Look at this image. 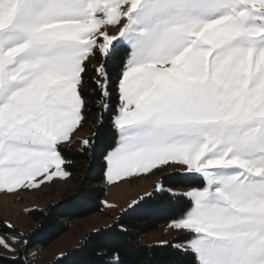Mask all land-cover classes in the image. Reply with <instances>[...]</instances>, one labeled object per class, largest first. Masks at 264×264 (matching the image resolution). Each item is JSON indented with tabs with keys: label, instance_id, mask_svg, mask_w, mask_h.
I'll list each match as a JSON object with an SVG mask.
<instances>
[{
	"label": "snow or ice",
	"instance_id": "6c2138e0",
	"mask_svg": "<svg viewBox=\"0 0 264 264\" xmlns=\"http://www.w3.org/2000/svg\"><path fill=\"white\" fill-rule=\"evenodd\" d=\"M77 144L106 186L171 169L187 190L161 179L123 206L100 201L113 221L89 235L92 258L84 244L55 264H142L132 221L164 197L183 201L177 235L148 264H264V0H0V194L66 180ZM43 226L0 221V260L32 264Z\"/></svg>",
	"mask_w": 264,
	"mask_h": 264
},
{
	"label": "trees",
	"instance_id": "16d2710c",
	"mask_svg": "<svg viewBox=\"0 0 264 264\" xmlns=\"http://www.w3.org/2000/svg\"><path fill=\"white\" fill-rule=\"evenodd\" d=\"M86 125L90 129V133L88 136L92 135L93 125L92 122L89 121ZM87 136V137H88ZM79 147H74L72 150L66 152V158L68 160L67 168L68 171L71 173L70 178L75 183V187L72 190L71 194L63 197L59 201L53 204H47L43 208H33L29 210V216L36 222V226L33 230L37 229L38 225L43 223V228L40 230L34 237L29 247L28 251L38 246L39 248H44L52 243L56 238L62 235L65 231L68 230L70 226V222L76 218L86 217L92 213L102 211V206L100 205V201H102L103 196L105 194V184L104 182L99 179L100 172H99V157L96 158L95 161L91 159V157L86 153L81 155L76 149ZM172 172V171H171ZM171 172L165 173L161 176L160 180L163 179L166 181L164 184L165 187H184L181 183H176L173 185V180L169 179ZM86 177V178H85ZM81 186L87 188L90 191L87 197H82L77 200H72L71 196L74 192L78 191ZM182 200L176 199H169L168 197H164L157 201L156 206L152 210V212L142 218H137L132 221L134 224L133 232L136 235V240L132 242L133 248L128 249V253L130 259L132 261H141L142 264H148L149 260L154 261H162L165 258L164 252L159 249V247L155 249L149 248L151 245H159V243H145L141 240V236L145 233L151 232L157 229L160 225L165 224L170 219L171 215L175 213L178 204L182 203ZM60 204L59 209L50 216L42 215L41 213H47L48 206ZM0 221L2 219L0 218ZM113 221V219H112ZM112 221L109 223L111 224ZM108 225V224H107ZM106 226V225H105ZM105 226H100L98 228H103ZM97 229V228H96ZM96 229L90 230L89 232L85 233L78 243L75 246L70 247L76 248L81 247L84 244H89L88 237L89 235L94 232ZM33 230L26 233H32ZM170 241L173 240L169 239ZM122 247L127 248V244L125 242L121 243ZM145 248L147 249L146 252L141 253L139 251H135L136 248ZM67 249V251L69 250ZM66 251V252H67ZM155 252V255H153ZM91 253V245L89 244L88 247H85L83 253H81V259L83 261H87L88 259L92 258L90 256ZM59 256L55 257L52 261L43 262L41 264H55L56 259ZM109 257H105L104 259H109ZM30 259V258H29ZM2 264H8V261L0 260Z\"/></svg>",
	"mask_w": 264,
	"mask_h": 264
},
{
	"label": "rangeland",
	"instance_id": "374dc122",
	"mask_svg": "<svg viewBox=\"0 0 264 264\" xmlns=\"http://www.w3.org/2000/svg\"><path fill=\"white\" fill-rule=\"evenodd\" d=\"M90 133L89 127L85 126L76 134L81 139L87 137ZM80 147L79 144L75 145ZM166 169L165 173L171 172ZM161 174L150 176L148 179H142L132 185H123L120 188H113L105 185V194L102 201L107 200L110 203H117L121 206L139 195H143L146 191L152 190V186L160 182ZM75 187V183L70 176L66 180H57L50 187L43 188L40 192L26 191L21 192L18 199L0 194V218L15 225L16 229L23 233H28L36 226V222L29 216V210L33 208H43L47 204H53L63 197L71 194ZM167 190L173 188L174 191H186V187H165ZM102 211L92 213L86 217L76 218L70 222L67 231L56 238L52 243L44 248L35 246L28 251L31 260L35 254V260L32 264H41L43 262L52 261L59 256L61 252H66L72 246H75L80 238L90 230L100 226L109 224L113 219V214L109 210V215H104ZM177 233L168 227V222L160 225L157 229L145 233L141 236V240L145 243H160L163 240H169L175 237ZM0 249V255H3ZM2 264V263H0Z\"/></svg>",
	"mask_w": 264,
	"mask_h": 264
}]
</instances>
